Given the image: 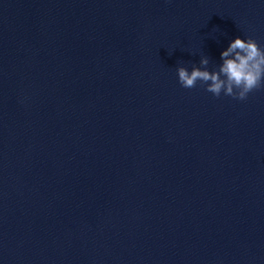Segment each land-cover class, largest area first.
Wrapping results in <instances>:
<instances>
[{
  "label": "water",
  "instance_id": "1",
  "mask_svg": "<svg viewBox=\"0 0 264 264\" xmlns=\"http://www.w3.org/2000/svg\"><path fill=\"white\" fill-rule=\"evenodd\" d=\"M264 0H0V264H264V87L198 81Z\"/></svg>",
  "mask_w": 264,
  "mask_h": 264
},
{
  "label": "clouds",
  "instance_id": "2",
  "mask_svg": "<svg viewBox=\"0 0 264 264\" xmlns=\"http://www.w3.org/2000/svg\"><path fill=\"white\" fill-rule=\"evenodd\" d=\"M217 67L209 70L210 59L201 56L200 66L192 65L191 71L178 64V81L184 88H194L199 81L205 90L219 97L221 93L237 100H246L248 94L264 87V47L252 36H236L221 52Z\"/></svg>",
  "mask_w": 264,
  "mask_h": 264
}]
</instances>
